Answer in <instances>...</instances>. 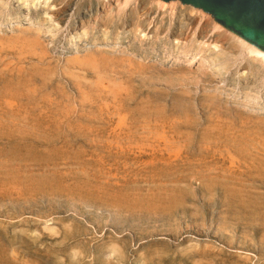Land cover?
<instances>
[{
    "label": "rangeland",
    "instance_id": "obj_1",
    "mask_svg": "<svg viewBox=\"0 0 264 264\" xmlns=\"http://www.w3.org/2000/svg\"><path fill=\"white\" fill-rule=\"evenodd\" d=\"M75 1L0 0V264H264V60Z\"/></svg>",
    "mask_w": 264,
    "mask_h": 264
},
{
    "label": "bare ground",
    "instance_id": "obj_2",
    "mask_svg": "<svg viewBox=\"0 0 264 264\" xmlns=\"http://www.w3.org/2000/svg\"><path fill=\"white\" fill-rule=\"evenodd\" d=\"M33 1L35 2L36 0H32V2ZM37 1L39 2L40 0H37ZM46 1H51V5L55 8V10L53 12L54 13L53 16L55 15V18L57 17V18H60L61 20H63V18H66L72 12V10L74 8V4L76 2L75 0H45V2ZM120 2H121V0H104L102 5H100L98 3L94 7L93 6H90V8L87 7L88 9L85 8L86 10L84 11L83 16H80V15L77 16L76 15L77 17L76 18L74 17L76 19L75 22H80L81 25L84 26V24H85L84 21H86L85 18L87 16L88 17H90L91 15L93 16V13L95 14V16L102 15L103 13L107 14L108 12H111V10L114 8V6ZM136 3H137V6L135 4V8L139 7L141 12H142V16L145 17L144 23L146 21H149L150 15L152 13H154L153 12L154 10L152 11V4L153 3H155V6H159V7L169 4L170 6H172V9L177 4H179L180 9L177 12L178 14H177V19H176V24H175V29L178 32V37H182L185 34V32L191 28L193 23L195 21H197L198 17L196 15L198 13H200L202 15L201 17H203V15H204V17L208 16L207 19H205V21H203L204 23L201 25L200 31H201V36H202L201 39L202 40H205V42L206 41L212 42L215 44V46H217V44L220 43L221 46H223V47L227 46V48H228V45L230 43V47H231L230 50L237 52V50L239 51L240 49H245L244 52L247 51L248 53L252 54L254 57H257L259 59L264 60V50L258 48L257 46L248 42L247 40H245L241 36L237 35L236 33L232 32L231 30L225 28L220 23H218L211 16V14L206 13L205 11H203L200 8H196V7L189 5V4H184L180 0H170V1L136 0ZM124 4H126V2H124ZM93 10H94V12H93ZM134 10L132 9V11H130L129 15L133 16ZM43 24L46 25V23H43ZM213 29H214V31L216 29H218L220 31H218L216 34L211 36L214 33ZM211 32H213V33H211ZM210 33H211V35H210ZM193 57L198 58V59H205L206 61H210V59L208 57H205L199 53L194 54Z\"/></svg>",
    "mask_w": 264,
    "mask_h": 264
},
{
    "label": "water",
    "instance_id": "obj_3",
    "mask_svg": "<svg viewBox=\"0 0 264 264\" xmlns=\"http://www.w3.org/2000/svg\"><path fill=\"white\" fill-rule=\"evenodd\" d=\"M180 1L211 14L222 26L264 50V0Z\"/></svg>",
    "mask_w": 264,
    "mask_h": 264
}]
</instances>
